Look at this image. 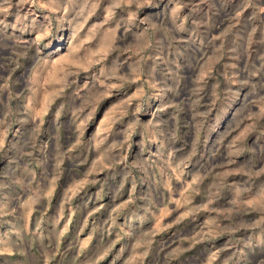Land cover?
<instances>
[{
  "label": "rangeland",
  "instance_id": "obj_1",
  "mask_svg": "<svg viewBox=\"0 0 264 264\" xmlns=\"http://www.w3.org/2000/svg\"><path fill=\"white\" fill-rule=\"evenodd\" d=\"M0 264H264V0H0Z\"/></svg>",
  "mask_w": 264,
  "mask_h": 264
}]
</instances>
